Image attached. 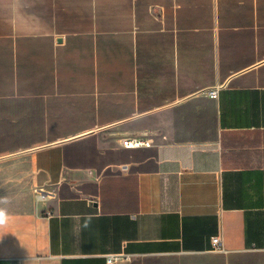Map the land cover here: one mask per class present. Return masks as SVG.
<instances>
[{
  "label": "crops",
  "instance_id": "obj_1",
  "mask_svg": "<svg viewBox=\"0 0 264 264\" xmlns=\"http://www.w3.org/2000/svg\"><path fill=\"white\" fill-rule=\"evenodd\" d=\"M24 153L49 197L0 208V264H264V0H0Z\"/></svg>",
  "mask_w": 264,
  "mask_h": 264
},
{
  "label": "rangeland",
  "instance_id": "obj_2",
  "mask_svg": "<svg viewBox=\"0 0 264 264\" xmlns=\"http://www.w3.org/2000/svg\"><path fill=\"white\" fill-rule=\"evenodd\" d=\"M30 160L20 157L0 158V208L23 212L31 210L37 201V192L31 181Z\"/></svg>",
  "mask_w": 264,
  "mask_h": 264
},
{
  "label": "built area",
  "instance_id": "obj_3",
  "mask_svg": "<svg viewBox=\"0 0 264 264\" xmlns=\"http://www.w3.org/2000/svg\"><path fill=\"white\" fill-rule=\"evenodd\" d=\"M218 89L217 88H211L209 89L207 95L211 96L213 98H216L218 95ZM154 143L153 135L147 131L142 132L139 134H131V136H126L122 139L121 144L122 146L132 149V148H148V146H152ZM37 200L38 201H44L48 199L49 193H47L43 189H38L37 192ZM213 250H223V243L221 239L218 236H214L213 238ZM120 256L117 254H107L106 258H108L109 262H113L114 260L118 259Z\"/></svg>",
  "mask_w": 264,
  "mask_h": 264
},
{
  "label": "clouds",
  "instance_id": "obj_4",
  "mask_svg": "<svg viewBox=\"0 0 264 264\" xmlns=\"http://www.w3.org/2000/svg\"><path fill=\"white\" fill-rule=\"evenodd\" d=\"M0 214H2V215H0V222H2L3 213L0 212Z\"/></svg>",
  "mask_w": 264,
  "mask_h": 264
},
{
  "label": "snow or ice",
  "instance_id": "obj_5",
  "mask_svg": "<svg viewBox=\"0 0 264 264\" xmlns=\"http://www.w3.org/2000/svg\"><path fill=\"white\" fill-rule=\"evenodd\" d=\"M0 215H2V214H0Z\"/></svg>",
  "mask_w": 264,
  "mask_h": 264
}]
</instances>
